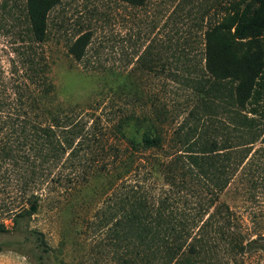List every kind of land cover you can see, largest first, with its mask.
<instances>
[{
  "label": "rangeland",
  "instance_id": "374dc122",
  "mask_svg": "<svg viewBox=\"0 0 264 264\" xmlns=\"http://www.w3.org/2000/svg\"><path fill=\"white\" fill-rule=\"evenodd\" d=\"M23 1L0 0V115L10 112L40 140H54L57 151L44 154L28 135L18 138L31 140L32 149L13 141L6 146L12 155L0 151V221L10 226L14 210L29 208L25 223L43 232L49 264H119L101 240L104 229L91 223L97 208L127 183L159 191L156 161L179 146L171 140L176 133L189 126L191 132L195 129L188 138L198 132L218 136L227 124L212 78L203 69L201 32L231 0H146L139 6L119 0H61L48 12L41 42L23 32ZM85 30L91 32L85 53L74 59L66 44ZM6 102L15 110L5 109ZM144 128L160 131L163 149L140 150L137 141ZM4 131L0 129L1 137ZM81 137L89 148L79 153L88 162L89 149H98L96 164L110 162L113 146L127 150L105 169L92 166L84 180L68 189L48 191L50 176ZM14 161L24 186L11 171ZM220 199L235 211L245 238L264 240V198L260 205L251 203L230 183ZM13 238L10 231L0 232V242ZM25 252L5 245L0 264H34ZM214 260L264 264V249Z\"/></svg>",
  "mask_w": 264,
  "mask_h": 264
},
{
  "label": "trees",
  "instance_id": "16d2710c",
  "mask_svg": "<svg viewBox=\"0 0 264 264\" xmlns=\"http://www.w3.org/2000/svg\"><path fill=\"white\" fill-rule=\"evenodd\" d=\"M60 1H23V32L29 40H45L48 12ZM119 1L139 6L146 0ZM90 35L89 30L77 34L66 44L67 53L79 60ZM201 40L203 69L212 78L227 124L218 136L198 132L188 138L195 129L191 132L189 126L182 134L176 133L171 140L179 146L156 161L162 177L159 191L147 192L127 183L97 208L91 223L95 221L97 229H104L101 240L119 264H217V255L234 258L256 247L264 249V240L259 237L245 238L235 211L220 199L230 183L251 203L260 205L264 198V0H231L220 15L206 22ZM4 108L15 110L12 102H6ZM27 126L10 112L0 115V129L5 130L0 136L4 157L12 155L11 147L6 146L13 141L19 142V147H35L31 140L19 141L23 135L37 139L40 150H46L44 154L48 149L57 151L54 140H40ZM43 133L47 136L46 131ZM137 142L140 150L163 149V137L157 128H144ZM85 144L81 137L68 148L49 178L48 191L60 186L68 189V184L84 180L91 168L105 169L122 159L127 150L113 146L110 162L96 164L93 156L98 149H89V162L79 153L83 147L89 148ZM13 165L17 184L24 186L19 181L20 167L15 161ZM256 209L263 214L261 206ZM30 214L29 208L21 207L10 214V226L0 221V232L10 231L15 237L0 242V251L5 245L27 250L34 264H49L50 248L43 232L25 223Z\"/></svg>",
  "mask_w": 264,
  "mask_h": 264
},
{
  "label": "water",
  "instance_id": "95a60500",
  "mask_svg": "<svg viewBox=\"0 0 264 264\" xmlns=\"http://www.w3.org/2000/svg\"><path fill=\"white\" fill-rule=\"evenodd\" d=\"M30 209L33 210V206H30Z\"/></svg>",
  "mask_w": 264,
  "mask_h": 264
}]
</instances>
